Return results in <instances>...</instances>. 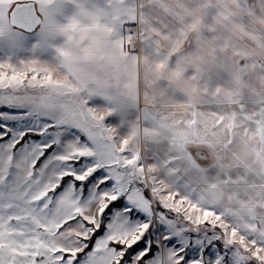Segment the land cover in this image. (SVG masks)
I'll return each mask as SVG.
<instances>
[{
    "label": "snow or ice",
    "instance_id": "6c2138e0",
    "mask_svg": "<svg viewBox=\"0 0 264 264\" xmlns=\"http://www.w3.org/2000/svg\"><path fill=\"white\" fill-rule=\"evenodd\" d=\"M252 30L264 0H0V264H264Z\"/></svg>",
    "mask_w": 264,
    "mask_h": 264
},
{
    "label": "crops",
    "instance_id": "0c3cea01",
    "mask_svg": "<svg viewBox=\"0 0 264 264\" xmlns=\"http://www.w3.org/2000/svg\"><path fill=\"white\" fill-rule=\"evenodd\" d=\"M215 3L217 5L223 6L226 3V0H215ZM243 31V29H239L238 30V35ZM261 43H264V36H262L261 34H259L257 31L252 30L249 31L247 34H245L242 37L241 40V46L248 48L250 50H256L259 51L260 50V45ZM249 110L251 111V108H249ZM159 111L161 112H166L169 115H172L173 112L176 113L177 116L182 115L183 113V109H166V108H161L159 109ZM208 110L205 109V113L207 114ZM221 131H223V129H221Z\"/></svg>",
    "mask_w": 264,
    "mask_h": 264
}]
</instances>
